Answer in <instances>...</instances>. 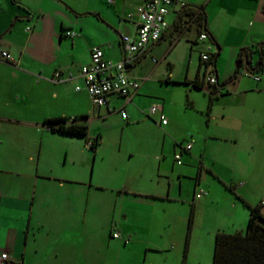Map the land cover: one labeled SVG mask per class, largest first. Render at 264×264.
I'll return each mask as SVG.
<instances>
[{
  "label": "crops",
  "instance_id": "crops-1",
  "mask_svg": "<svg viewBox=\"0 0 264 264\" xmlns=\"http://www.w3.org/2000/svg\"><path fill=\"white\" fill-rule=\"evenodd\" d=\"M183 1L167 13L158 40L125 64L137 90L110 93L97 106L80 67L96 45L104 58L123 59L120 36L135 35L143 0H0V48L13 58L0 60V250L9 257L3 264H180L184 242L176 236L185 234L191 204L186 264H211L217 230L244 231L248 210L224 186L236 178L225 179L216 165L232 172L248 165V180L264 185V64L254 69L264 47V0ZM197 8L202 26L188 14ZM233 60L249 84L240 77L229 89L225 82L209 100L206 76L221 83ZM195 78L203 89L191 85ZM172 84L182 90L169 92ZM196 89L208 96L204 124L190 117ZM222 97L227 101L217 104ZM151 104L161 111L149 113ZM62 116L84 124L86 134L47 127V119ZM190 137L195 141L184 150Z\"/></svg>",
  "mask_w": 264,
  "mask_h": 264
},
{
  "label": "built area",
  "instance_id": "built-area-1",
  "mask_svg": "<svg viewBox=\"0 0 264 264\" xmlns=\"http://www.w3.org/2000/svg\"><path fill=\"white\" fill-rule=\"evenodd\" d=\"M185 2L183 0H143L137 7V23L136 32L134 36L122 34L120 36L121 44L124 49L123 59L119 61H112L104 58L103 50L100 46H92L90 49V59L87 64L80 67V75L84 82V87L93 104L103 106L107 103V95L110 93L121 96H128L135 92L139 87V81L131 78L125 72V64L130 63L142 53L146 46L153 41L158 40L163 31L167 28L168 22L166 15L173 7L183 8ZM65 34L72 36L75 32L66 30ZM207 37L205 32H200L198 38L204 40ZM208 48V47H207ZM200 58L207 61L209 55L207 52H201ZM0 60L6 62H13L11 54L0 48ZM154 60V58L152 59ZM251 78L257 80L259 78L256 74H251ZM58 77V74H55ZM205 82L214 84L216 82L213 75H208ZM78 87H76L77 89ZM149 113L161 111L158 104H151L148 108ZM120 116L125 118L126 112L123 109L119 110ZM160 122L164 124L166 118L163 114L159 115ZM195 139L190 137L184 144L183 149L189 150ZM91 142L87 143L90 146ZM176 163L181 162V152L176 151L173 155ZM205 191H199L195 194L199 197ZM112 237L118 238L120 234L113 230ZM9 259L8 254L4 250H0V264H3Z\"/></svg>",
  "mask_w": 264,
  "mask_h": 264
},
{
  "label": "trees",
  "instance_id": "trees-1",
  "mask_svg": "<svg viewBox=\"0 0 264 264\" xmlns=\"http://www.w3.org/2000/svg\"><path fill=\"white\" fill-rule=\"evenodd\" d=\"M188 14L189 17H191V20L195 21L198 26H202L205 20L202 9H190ZM258 55V60L256 61L254 67L255 70L260 69L264 64V47L261 45L258 49ZM211 56L213 57L214 62L216 53ZM208 60H210V58H208ZM239 67H236L235 71L228 77V79L222 81L221 83H206L208 86H212V89L208 90L209 100H211L213 95H215V91H218L219 88L221 89L224 86L226 81L236 77L239 73ZM191 85L199 89L204 88L203 81L198 78L192 80ZM67 120L68 117L62 116L47 119L46 123L47 127L52 131L80 136H84L86 134L87 128L84 124L67 122ZM92 146L93 142H91L90 148H92ZM224 186L229 191L233 192L235 197L240 200L241 204L247 208L248 217L243 232L234 231L232 233H228L222 230H217L214 233L211 264H264V215L261 211L262 202L260 201L254 204L249 203L246 199L235 192L232 185L224 184ZM193 215L194 206L191 204L187 217L180 264H186V255L189 246Z\"/></svg>",
  "mask_w": 264,
  "mask_h": 264
},
{
  "label": "rangeland",
  "instance_id": "rangeland-1",
  "mask_svg": "<svg viewBox=\"0 0 264 264\" xmlns=\"http://www.w3.org/2000/svg\"><path fill=\"white\" fill-rule=\"evenodd\" d=\"M195 55H196V53H194L193 54V57L195 58ZM234 67H235V60H233V62H232V69H231V71H230V74L227 76V79H228V77L234 72ZM242 78V81H241V79H240V81L241 82H243V83H245V84H249V81H250V78H249V75H246L245 74V71L244 70H242V69H240L239 70V73L237 74V76L234 78V79H231V80H228V81H226V83H227V85H226V87H228L229 89L232 87V85H231V83H233V82H235V80L238 78ZM173 88H180V90H182L181 89V87L179 86V85H174V84H172L171 86H170V91L169 92H171L172 90H173ZM192 94H193V99H194V103H195V110L194 111H190L191 113V115H190V117H191V119L192 120H198V121H200V123L201 124H204L205 123V113L204 112H201L202 111V108L207 104V102H208V96H207V94L206 93H204L202 90H199V89H196V91H193L192 92ZM223 98H225V97H222L219 101H218V103L217 104H221V102H225V101H227L226 99H223ZM186 106H187V104H185ZM189 105H191V104H189ZM210 106H211V104H210ZM189 107V106H188ZM191 107V106H190ZM202 107V108H201ZM186 114V113H185ZM239 114L241 115V116H243V114L241 113V112H239ZM187 115V114H186ZM244 115H245V118H247L248 116H249V114H247L246 112H244ZM180 118L182 117V113H180L179 115H178ZM180 131V129H178V132ZM224 149H228V147H225ZM242 159H244V157H242ZM216 165V164H215ZM244 166V168L241 166V167H239L238 165H236V171L235 172H232V171H230L229 169H228V166H222V165H219V166H217L216 165V168L217 169H219V171L222 173V176L225 178V179H229V177L230 176H233V177H235L236 178V180H234L233 181V188L234 189H236V190H238L239 192H242L243 194H245V195H247L250 199H252V200H255V202L253 201V203L252 204H254V203H257V202H260V199H262V201H264V185L261 183H257V182H251L250 180H248L249 179V177H250V174H248V170H246V168H248V165L246 166V165H243ZM230 173H237V174H230ZM256 172H254V174H253V177H252V179L253 178H255V177H257V178H259V174H255ZM236 175H238L237 177H236ZM208 179L209 180H211L210 179V177H208ZM251 179V180H252ZM257 180V179H256ZM215 181H216V179H215ZM227 181H229V180H227ZM225 189V188H224ZM227 192H229L227 189H225ZM230 193V192H229ZM236 200H237V203L238 204H240L239 202H238V199L235 197V195L234 194H232V193H230ZM241 206V208H243L242 206V204L240 205ZM203 214H204V212H203ZM204 215H206V214H204ZM203 218V217H202ZM202 218H198V220H200V221H202ZM205 219V218H204ZM187 225V224H186ZM185 232H186V230H185ZM177 237V239H178V242H179V245H180V243H182V242H184V237H185V234H181L180 233V235L179 236H176ZM176 245V244H175ZM178 245V244H177ZM203 248L202 249H206L205 247H206V243H204L203 245ZM104 248H102L101 249V251L103 250ZM115 249H113V251H114ZM104 253H99L98 254V256H102ZM99 259V258H98ZM112 261V260H111ZM115 261H117V260H115V259H113V264H116L115 263ZM112 264V263H111ZM120 264V263H119Z\"/></svg>",
  "mask_w": 264,
  "mask_h": 264
},
{
  "label": "water",
  "instance_id": "water-1",
  "mask_svg": "<svg viewBox=\"0 0 264 264\" xmlns=\"http://www.w3.org/2000/svg\"><path fill=\"white\" fill-rule=\"evenodd\" d=\"M237 67V65H235Z\"/></svg>",
  "mask_w": 264,
  "mask_h": 264
}]
</instances>
